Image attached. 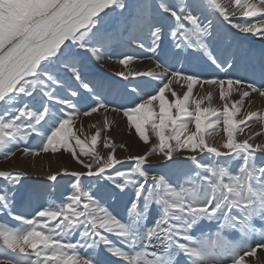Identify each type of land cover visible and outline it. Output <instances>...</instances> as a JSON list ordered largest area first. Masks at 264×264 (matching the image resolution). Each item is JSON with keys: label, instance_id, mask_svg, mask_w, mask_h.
Masks as SVG:
<instances>
[{"label": "snow or ice", "instance_id": "6c2138e0", "mask_svg": "<svg viewBox=\"0 0 264 264\" xmlns=\"http://www.w3.org/2000/svg\"><path fill=\"white\" fill-rule=\"evenodd\" d=\"M254 94L264 0H0V157L80 165L0 170V264H264V127L238 138L264 121ZM110 115L142 153L117 157Z\"/></svg>", "mask_w": 264, "mask_h": 264}, {"label": "rangeland", "instance_id": "374dc122", "mask_svg": "<svg viewBox=\"0 0 264 264\" xmlns=\"http://www.w3.org/2000/svg\"><path fill=\"white\" fill-rule=\"evenodd\" d=\"M140 62V61H139ZM113 65V64H112ZM109 66V67H108ZM114 66V65H113ZM138 66V65H137ZM150 65L142 64L138 66L139 70H146ZM106 68L110 71H115L110 65H106ZM119 70V69H118ZM176 90L182 94L183 90L178 85H174ZM209 89L205 86L204 89L199 87L194 89V93L204 95ZM207 104V101H205ZM212 105L217 108L222 109V102L219 101L218 96H214L212 100ZM249 110L259 111L264 114V98H260L257 94L252 97V103L248 106ZM109 119L116 121L117 126L107 132L113 139V142L118 146L123 143L126 148L117 147V157L123 158L129 154L142 153L145 149L143 142L139 141L137 137L130 134L125 127V119L119 115H110ZM96 124L98 127H102V114H92L91 116L84 117L81 116L77 122L76 127L83 125L84 134L82 139L87 137L90 139V135L96 131V128L91 127V125ZM262 127H264V121H252L250 123V128H246L245 132L239 135V139H244L252 132H260ZM190 128L194 130V125H190ZM210 143L219 144L223 138L222 126L219 134L213 131L208 137ZM264 141V136L256 138V142ZM97 149L102 153H106L108 149L103 148L102 142L97 145ZM83 158V157H82ZM25 162V163H24ZM67 168L68 170H80V165H78L72 157L67 152H62L58 154H41L39 156H20L17 155L15 158H10L9 160H4L0 157V170H20L28 173L26 180L28 182H43L48 174L52 171H58L60 169ZM262 258H264V253H259Z\"/></svg>", "mask_w": 264, "mask_h": 264}, {"label": "bare ground", "instance_id": "6f19581e", "mask_svg": "<svg viewBox=\"0 0 264 264\" xmlns=\"http://www.w3.org/2000/svg\"><path fill=\"white\" fill-rule=\"evenodd\" d=\"M151 63L152 62L150 60L145 59L143 61L137 62V65L139 66V65H142V64H146V65H150L151 66ZM107 65H110L111 67L115 68L114 70H118L119 69V66H116V65L113 66L112 63H108Z\"/></svg>", "mask_w": 264, "mask_h": 264}]
</instances>
